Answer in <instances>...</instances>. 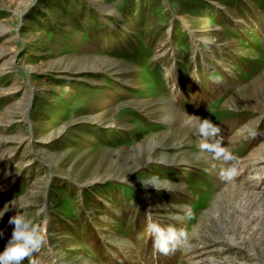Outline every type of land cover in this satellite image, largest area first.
I'll use <instances>...</instances> for the list:
<instances>
[{
  "label": "rangeland",
  "instance_id": "1",
  "mask_svg": "<svg viewBox=\"0 0 264 264\" xmlns=\"http://www.w3.org/2000/svg\"><path fill=\"white\" fill-rule=\"evenodd\" d=\"M24 200L37 264H264V0H0V252Z\"/></svg>",
  "mask_w": 264,
  "mask_h": 264
},
{
  "label": "clouds",
  "instance_id": "2",
  "mask_svg": "<svg viewBox=\"0 0 264 264\" xmlns=\"http://www.w3.org/2000/svg\"><path fill=\"white\" fill-rule=\"evenodd\" d=\"M193 127L200 138L199 148L201 152L210 154L211 159L221 161L226 165L221 167L218 174L219 179L231 182L238 175V169L233 163L238 158L228 147L222 146V138H218L220 137V128L209 119L197 120L193 123ZM142 183L145 187L162 188V182L157 177L142 180ZM11 206L23 209V212H17L8 220V224L12 225L13 229L4 250L0 252V264H22V261L26 258H28L29 264H37L31 254L34 251L39 252L47 243L46 233L42 232L39 225L32 218H29L24 211L31 206V201L24 200L11 203ZM8 210L9 205H5L4 210L0 211V218ZM147 216V230L152 237V246L157 253L168 255L170 252L175 251L180 244L191 247L187 233L184 230H178L172 225L164 226L154 221L150 212L147 213ZM2 235L3 232L0 231V236Z\"/></svg>",
  "mask_w": 264,
  "mask_h": 264
}]
</instances>
